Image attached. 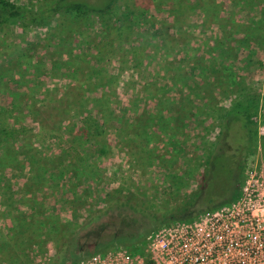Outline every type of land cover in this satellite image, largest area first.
I'll use <instances>...</instances> for the list:
<instances>
[{"label": "rangeland", "instance_id": "rangeland-1", "mask_svg": "<svg viewBox=\"0 0 264 264\" xmlns=\"http://www.w3.org/2000/svg\"><path fill=\"white\" fill-rule=\"evenodd\" d=\"M245 98L242 185L264 163V0H118L107 15L0 25V264H60L110 199L177 213L208 152L244 132L230 110ZM214 186L211 204L233 197Z\"/></svg>", "mask_w": 264, "mask_h": 264}, {"label": "trees", "instance_id": "trees-1", "mask_svg": "<svg viewBox=\"0 0 264 264\" xmlns=\"http://www.w3.org/2000/svg\"><path fill=\"white\" fill-rule=\"evenodd\" d=\"M117 2L118 0H93V2L91 0H54L44 7H32L18 4L13 0H0V25L15 23L23 28L43 26L49 24L57 15L69 12L80 16L107 15L114 11ZM253 100L245 98L233 103L230 111L239 119L244 132L237 128V134L233 137L235 141L230 139L228 146L218 150L211 149L208 152L207 156L214 158L213 166L209 171L202 173L199 186L190 192L189 197L183 202V208L177 213L169 212L159 217L148 208L127 204V201L116 198L110 199L106 206L93 215L91 220L74 235L75 243L71 250L70 247L67 249L70 255H63L60 264H75L92 253H105L111 247L116 249L141 245L151 231L167 221L196 218L206 210H214L217 206L237 199L243 186L241 179L243 171L240 157L231 147L238 141L242 142L245 148L250 146L249 143L245 146L244 142H248L246 135H251L252 131V108L256 107ZM219 135L223 139L226 137L223 131ZM224 151L229 152L228 159L222 158ZM8 160V152H5L0 158V163L6 165ZM214 182H228L231 185L233 197L224 203L211 204L210 192L212 188H216ZM206 183L208 187L203 191L201 185ZM103 220L105 224L99 227V223ZM74 249H77L76 253Z\"/></svg>", "mask_w": 264, "mask_h": 264}, {"label": "built area", "instance_id": "built-area-1", "mask_svg": "<svg viewBox=\"0 0 264 264\" xmlns=\"http://www.w3.org/2000/svg\"><path fill=\"white\" fill-rule=\"evenodd\" d=\"M126 248L95 253L75 264H264V163L248 168L234 201L196 218L163 223L138 252Z\"/></svg>", "mask_w": 264, "mask_h": 264}, {"label": "flooded vegetation", "instance_id": "flooded-vegetation-1", "mask_svg": "<svg viewBox=\"0 0 264 264\" xmlns=\"http://www.w3.org/2000/svg\"><path fill=\"white\" fill-rule=\"evenodd\" d=\"M202 161H203V166L201 167L202 168L201 170L202 172H205L207 170L209 171V169L213 166L214 158L212 156H206V158H204Z\"/></svg>", "mask_w": 264, "mask_h": 264}]
</instances>
